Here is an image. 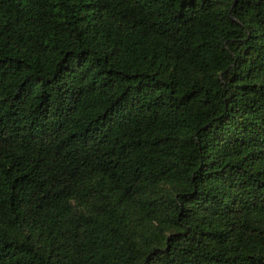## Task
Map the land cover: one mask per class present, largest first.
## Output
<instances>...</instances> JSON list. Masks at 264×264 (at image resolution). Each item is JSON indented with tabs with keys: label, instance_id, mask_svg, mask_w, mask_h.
I'll list each match as a JSON object with an SVG mask.
<instances>
[{
	"label": "trees",
	"instance_id": "16d2710c",
	"mask_svg": "<svg viewBox=\"0 0 264 264\" xmlns=\"http://www.w3.org/2000/svg\"><path fill=\"white\" fill-rule=\"evenodd\" d=\"M0 264H264V0H0Z\"/></svg>",
	"mask_w": 264,
	"mask_h": 264
}]
</instances>
